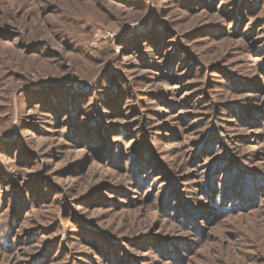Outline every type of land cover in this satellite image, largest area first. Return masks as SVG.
<instances>
[{
	"label": "rangeland",
	"instance_id": "obj_1",
	"mask_svg": "<svg viewBox=\"0 0 264 264\" xmlns=\"http://www.w3.org/2000/svg\"><path fill=\"white\" fill-rule=\"evenodd\" d=\"M0 264H264V0H0Z\"/></svg>",
	"mask_w": 264,
	"mask_h": 264
}]
</instances>
